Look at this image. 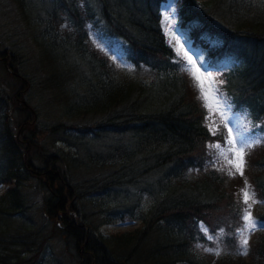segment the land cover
I'll return each mask as SVG.
<instances>
[{"label": "trees", "instance_id": "16d2710c", "mask_svg": "<svg viewBox=\"0 0 264 264\" xmlns=\"http://www.w3.org/2000/svg\"><path fill=\"white\" fill-rule=\"evenodd\" d=\"M12 1L15 29L30 32L40 65L24 64L14 34L0 31V264H207L211 255L195 246L215 241L226 251L218 264H264V229L246 261L234 255L247 205L224 152L231 125H213L166 43L162 0ZM177 14L220 67V98L256 138L244 179L251 217L264 221V0H178ZM91 32L129 66L98 56ZM51 102L57 117L45 127L42 105ZM138 205L137 226L98 231Z\"/></svg>", "mask_w": 264, "mask_h": 264}, {"label": "rangeland", "instance_id": "374dc122", "mask_svg": "<svg viewBox=\"0 0 264 264\" xmlns=\"http://www.w3.org/2000/svg\"><path fill=\"white\" fill-rule=\"evenodd\" d=\"M28 1L27 4L29 8L31 5L33 7L37 4V6L40 8L39 2L41 0H23ZM177 6H178V0H163L158 5V14H159V27L165 37L166 43L173 49L175 54L183 59L185 65H186V71L188 70L191 79L194 83V86L196 88V92L198 93V96L201 97L203 102L205 103V99L202 98L201 94V87L198 85H202L205 94L208 96V103L210 107L209 114L211 115L210 119L214 122L213 125L216 124V120H221L227 122V124H230V126L226 127V138L224 142V152L227 157V160H234V163L240 167L241 171L243 172V175L240 174V171H237L236 167L234 168L236 174L238 175V178H242L241 180V188L245 189V182H247L244 178L246 176L245 171V163L244 158L242 157V163L240 157L236 156L234 157L233 153L235 150H238L241 148L242 145H247L254 143L256 141L255 136L250 135L251 133L248 132L245 126V119L242 114L233 111L230 106L227 104L226 100H222L219 96L217 86L215 84V77L220 72V67L217 65L214 66V64H209L208 57L206 55V52L203 50V48L199 45H193L191 43V39L188 37L185 30L181 27L180 19L177 14ZM41 11V10H40ZM21 23V14L19 12V9L17 8V5L12 0H0V31L3 29L8 30L9 34L11 35V38H13L14 43L18 46L21 61H23L24 64H27L30 69L37 68L36 63L40 65V62L38 60L39 58V52L37 51V48L33 43H31V40L29 39V33L27 29L23 27L21 24L20 27L22 29H15L17 25ZM58 28L60 32H62V29H66L64 25L60 24L58 25ZM55 29V28H54ZM90 39L95 45L93 46L96 50L98 56L107 58L109 63L113 65L112 67L114 69H126L125 66H129L127 62L125 61L124 57L122 56L121 52L119 51V48L117 45L110 40H105L102 38H99L97 35H95L93 32L89 33ZM43 42L45 41L42 40ZM91 44V43H90ZM57 105L55 102H51L49 104H43L42 110L46 113V121L43 124L45 127L50 125V122L52 119L57 117V110L55 109ZM52 124V122H51ZM232 128V129H231ZM70 132V131H69ZM71 133H76V131H71ZM79 133V132H78ZM56 147L60 148L62 147L64 151H69L68 153H71V155H74V148H67L65 146H61L62 143L56 142ZM249 147H244V152ZM248 192L251 197L249 199L248 203L251 204L252 207L255 205V199L252 195V192L250 190V186L248 185ZM3 186L0 185V192L2 191ZM241 189V190H242ZM240 195L243 199V193L240 192ZM142 209L139 208V205L137 209L133 212L134 215L130 219L125 220H119L116 221L117 218H114V221L110 224H104L99 228V232L106 235L108 233L114 232V231H121V230H128L130 228H133L134 226L138 225V221L134 219V217H137L140 213L139 211ZM113 211V209L111 210ZM250 211V209H249ZM108 213H110V210H108ZM243 213V212H242ZM252 220L256 223V227L254 230L245 232V235L248 238V243L251 239V237L260 229H264V221H256L252 218ZM245 224V221L243 222V225ZM198 230L206 235V239L211 241V237L207 235L206 227L203 223L198 222L197 223ZM240 230L238 231V239L236 240V243L238 247L236 248L234 255H238L241 258L246 261L247 256L246 254H241V236H240ZM248 245V244H247ZM211 249V251H209ZM195 250L197 253L211 255L212 258L208 259L207 264H218L219 260L221 258V255L226 252L223 250V248L220 246V242L215 241V243L211 246L209 245H197L195 246ZM219 252V255L216 254V252ZM177 264H186L185 262H178Z\"/></svg>", "mask_w": 264, "mask_h": 264}, {"label": "snow or ice", "instance_id": "6c2138e0", "mask_svg": "<svg viewBox=\"0 0 264 264\" xmlns=\"http://www.w3.org/2000/svg\"><path fill=\"white\" fill-rule=\"evenodd\" d=\"M201 87V94H202V98L205 99V107H210L209 103H208V96L207 94H205L203 86L202 85H198ZM244 147H252L251 144H247V145H242L240 149L235 150L233 155L234 157L238 156L241 159V163H242V157H243V149ZM228 164L232 165L233 167L237 168V171H240V174L243 175V172L241 171L240 167L237 166L234 163V160H228ZM232 173L229 172V175H231ZM245 189H242V193H243V200L244 203L247 205V208H245L243 210V219L245 221V224L241 226V231H240V236H241V254H247V244H248V238L245 235V232L247 231H251L254 230L256 227V223L252 220L251 217V212L249 211V209L251 208V204L248 203L249 199H251L249 192H248V186H247V182H245ZM255 202V201H253ZM264 226V225H262ZM209 251H211V249H209ZM217 255H219V252H216Z\"/></svg>", "mask_w": 264, "mask_h": 264}]
</instances>
